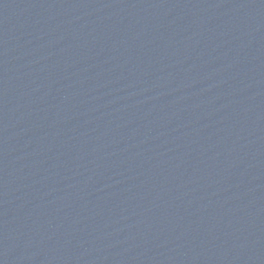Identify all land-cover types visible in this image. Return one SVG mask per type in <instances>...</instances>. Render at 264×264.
Returning <instances> with one entry per match:
<instances>
[{
    "label": "water",
    "instance_id": "obj_1",
    "mask_svg": "<svg viewBox=\"0 0 264 264\" xmlns=\"http://www.w3.org/2000/svg\"><path fill=\"white\" fill-rule=\"evenodd\" d=\"M0 264H264V0H0Z\"/></svg>",
    "mask_w": 264,
    "mask_h": 264
}]
</instances>
